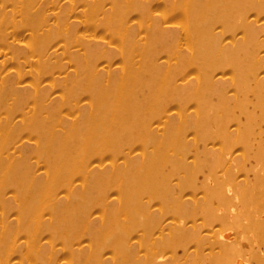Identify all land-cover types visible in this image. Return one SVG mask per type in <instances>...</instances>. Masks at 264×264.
Segmentation results:
<instances>
[{
    "label": "bare ground",
    "instance_id": "1",
    "mask_svg": "<svg viewBox=\"0 0 264 264\" xmlns=\"http://www.w3.org/2000/svg\"><path fill=\"white\" fill-rule=\"evenodd\" d=\"M0 264H264V0H0Z\"/></svg>",
    "mask_w": 264,
    "mask_h": 264
}]
</instances>
